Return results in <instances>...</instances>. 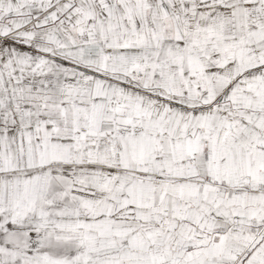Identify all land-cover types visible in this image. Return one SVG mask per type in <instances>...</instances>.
Segmentation results:
<instances>
[{
	"label": "snow or ice",
	"instance_id": "obj_1",
	"mask_svg": "<svg viewBox=\"0 0 264 264\" xmlns=\"http://www.w3.org/2000/svg\"><path fill=\"white\" fill-rule=\"evenodd\" d=\"M0 264H264V0H0Z\"/></svg>",
	"mask_w": 264,
	"mask_h": 264
}]
</instances>
